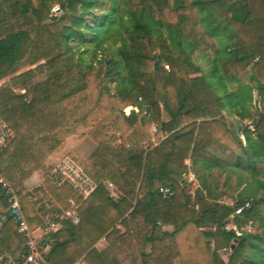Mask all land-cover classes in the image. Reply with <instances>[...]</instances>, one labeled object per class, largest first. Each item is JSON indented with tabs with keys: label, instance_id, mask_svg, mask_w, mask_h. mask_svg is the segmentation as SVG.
<instances>
[{
	"label": "trees",
	"instance_id": "1",
	"mask_svg": "<svg viewBox=\"0 0 264 264\" xmlns=\"http://www.w3.org/2000/svg\"><path fill=\"white\" fill-rule=\"evenodd\" d=\"M0 81L13 132L0 172L30 226L77 205L78 223L60 219L38 242L50 264H264V0H0ZM87 135L96 142L87 158L65 154L97 184L85 198L50 177V159ZM215 170L236 176L233 203L213 188ZM190 172L194 201L182 184ZM35 173L43 182L29 192ZM161 186L175 195L163 198ZM8 208L0 187V218ZM0 249L27 251L7 214Z\"/></svg>",
	"mask_w": 264,
	"mask_h": 264
},
{
	"label": "built area",
	"instance_id": "2",
	"mask_svg": "<svg viewBox=\"0 0 264 264\" xmlns=\"http://www.w3.org/2000/svg\"><path fill=\"white\" fill-rule=\"evenodd\" d=\"M52 16H59L62 13L60 3L56 2L52 7ZM24 92V90H23ZM132 107L127 108L131 109ZM154 132L157 131L153 127ZM153 132V133H154ZM13 137L12 130L8 127L7 123L0 116V153L9 144ZM50 177L59 185L69 184L76 189L83 197H88L96 189L97 184L90 178V176L84 171L81 165H79L70 155H64L59 161L53 166ZM196 180L195 175L190 172L185 176L186 183H193ZM108 189L112 188L111 183H107ZM0 187L4 190L7 195L9 208L7 209V215L13 216L18 224V231L25 237L27 251L20 258H15L12 255L2 252L0 249V264H50L46 258L47 250H42L39 246L38 239L34 235V230L30 226L21 201L20 195L15 190L11 182L0 172ZM160 195L165 199H170L175 195V190L169 186H161L159 189ZM72 206L68 210L61 214H58L59 219L71 217L75 223L80 221V216L76 211V203L71 202ZM251 207L250 202L236 208L235 214L240 215L244 210ZM47 223L51 229L57 226V223L51 218H47ZM228 228H231L228 225ZM205 229V228H204ZM206 229H214L209 227ZM75 264H79L76 262Z\"/></svg>",
	"mask_w": 264,
	"mask_h": 264
},
{
	"label": "rangeland",
	"instance_id": "3",
	"mask_svg": "<svg viewBox=\"0 0 264 264\" xmlns=\"http://www.w3.org/2000/svg\"><path fill=\"white\" fill-rule=\"evenodd\" d=\"M240 6V4L237 5V8ZM196 59L198 61V63L204 68H208L211 64V60L207 57L204 56L201 53L196 54ZM44 77V75L39 74V78ZM2 83V81H0V84ZM232 84V83H231ZM230 84L231 87L235 88V86H237V84L233 83L232 85ZM251 85L253 87V99H252V105L251 108L253 110L254 115H256V111L257 110H261L262 108V99L261 97L257 94V91L254 87L253 82H251ZM17 92H21L23 90H21L20 88H18L16 90ZM131 109L126 110V113L128 114L130 112ZM232 119L238 121L239 118L232 116ZM151 132L153 133L154 130L153 128L151 129ZM122 140H124V138H122ZM68 145V141L66 144V147ZM65 147V149L63 150V152L61 153V156L59 158H57V161L55 163H57L59 161V159L65 155V154H69L70 151ZM212 181H213V188L216 190V192L218 193V195H220V198L227 202V203H233L234 202V197L237 193V187H236V176L232 175V174H228L225 172H221L218 170H215L214 173L212 174ZM189 187H190V194L192 196L193 201L195 200V192L196 189L199 187V182L196 179L193 183H189ZM229 226L232 228L234 227L233 224H229ZM248 229H251L250 226H246ZM222 255L225 259L228 258L229 256V252L228 251H223Z\"/></svg>",
	"mask_w": 264,
	"mask_h": 264
},
{
	"label": "crops",
	"instance_id": "4",
	"mask_svg": "<svg viewBox=\"0 0 264 264\" xmlns=\"http://www.w3.org/2000/svg\"><path fill=\"white\" fill-rule=\"evenodd\" d=\"M66 148L69 151L73 150V151L79 153L80 155H82L83 157L87 158L93 152V150L96 148V142L89 135L85 136L83 139L70 138V139H68V145ZM56 161H57V158H51L50 159V163H55ZM42 182H43V177L41 174H39V173L33 174V176L28 180V182L26 184L28 191L29 192H35L37 190V188L42 184ZM109 190L111 192V195L114 198H118L119 192L114 186L112 188H110ZM51 205L55 206L54 202ZM2 211H3L2 213H4V215L0 218V228L3 224L5 216L7 214V209H4ZM47 218H49V217L47 216L46 219ZM53 221H55L57 223V226L54 229H51L50 226L48 225V223L46 224L45 227H36L34 229V235L37 237L38 242L42 239V237L48 231H55L60 227V223H59L60 219L58 217H57V219H54ZM96 246L99 250H104L105 248H107L108 243L105 239H102V240H100V242H98V244ZM45 249L47 251L49 250L48 247H46ZM148 251H150V247H148ZM78 263L79 264H90V262L88 261L87 258H83V259L79 260ZM112 264H123V263L119 259H116V260L112 261ZM131 264H133V263H131ZM176 264H181V262L178 260L176 262Z\"/></svg>",
	"mask_w": 264,
	"mask_h": 264
}]
</instances>
